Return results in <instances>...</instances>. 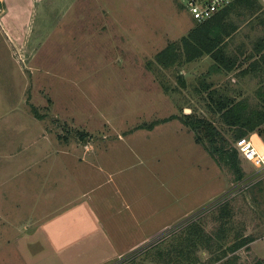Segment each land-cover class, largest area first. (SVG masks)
<instances>
[{"label":"rangeland","instance_id":"obj_1","mask_svg":"<svg viewBox=\"0 0 264 264\" xmlns=\"http://www.w3.org/2000/svg\"><path fill=\"white\" fill-rule=\"evenodd\" d=\"M231 18L226 49L239 67L205 55L165 68L156 54L199 22L181 0H0V264L264 261V168L239 152V179L178 118L136 128L190 114L215 126L218 146L238 148L201 83L264 108V65L242 73L264 5ZM252 134L264 146V126ZM78 195L83 219L68 214Z\"/></svg>","mask_w":264,"mask_h":264},{"label":"trees","instance_id":"obj_2","mask_svg":"<svg viewBox=\"0 0 264 264\" xmlns=\"http://www.w3.org/2000/svg\"><path fill=\"white\" fill-rule=\"evenodd\" d=\"M241 2L251 10L260 7L257 0H242ZM229 12V7H227L213 18L198 22L188 36L182 37L180 43L173 41L157 53V63L160 66L169 68L178 64L182 59L186 62H192L205 55H210L214 59L216 65L227 71H232L240 66V59L237 56L228 54L224 47L225 38L230 36L237 28L235 24H231L227 20ZM256 49L259 52L263 51L261 60H264V38L257 41ZM251 57H253V54L250 55V58ZM256 62L257 61L254 63ZM252 65L253 64H250L247 68L242 69V73L248 71L249 67L252 68ZM180 77L182 78V75H180ZM181 81L183 82V79H181ZM201 84L208 92L207 97L210 99L213 110L218 113L223 122L233 130L236 141L248 136L252 132H261V128L264 126V108H249L245 101L235 100L228 96V94L219 92L217 88L210 89V84H207L205 81H202ZM35 113L37 117L44 118V115L38 113L37 110ZM187 115L186 117H181L173 114L169 117L157 119L150 124H141L136 128L147 127L152 129L158 123L178 118L185 125L198 132L205 131V138L208 139L210 143V147H208L209 152L214 157L216 153L223 155L226 161L236 170L239 179H242L244 175L242 170L238 167V149L232 148L230 150V148L226 149L225 145L218 146L220 135L215 126L205 118H192L190 114ZM81 136H84V132L81 133ZM198 141H201V136H198ZM225 213H228V211H224V214ZM252 241V237H243L236 240L229 247V250L235 253L237 250L248 246ZM231 257L232 258L228 257L225 263L237 264L238 257ZM255 264H264V261L258 260Z\"/></svg>","mask_w":264,"mask_h":264},{"label":"built area","instance_id":"obj_3","mask_svg":"<svg viewBox=\"0 0 264 264\" xmlns=\"http://www.w3.org/2000/svg\"><path fill=\"white\" fill-rule=\"evenodd\" d=\"M199 22L213 18L237 0H181ZM250 135V134H249ZM239 140L238 152L257 168H264V147L254 141V134Z\"/></svg>","mask_w":264,"mask_h":264},{"label":"crops","instance_id":"obj_4","mask_svg":"<svg viewBox=\"0 0 264 264\" xmlns=\"http://www.w3.org/2000/svg\"><path fill=\"white\" fill-rule=\"evenodd\" d=\"M242 1V0H241ZM241 1H236L234 4H232L231 5V7L229 6V10H230V12H229V15H228V21L231 23V24H235L236 26H237V28L233 31V32H235L237 29H238V25L236 24V23H234L233 21H232V15H233V13H234V11L237 9V8H246V9H249V10H251L250 8H248L247 6H245ZM258 1V3L260 4V7H261V5H264V2L263 1H261V0H257ZM259 7V8H260ZM258 9V8H257ZM257 9H255V10H257ZM253 10V9H252ZM232 32V33H233ZM232 35V34H231ZM230 35V36H231ZM230 36H227L226 38H225V42H224V47H225V50L227 51V49H226V41H227V38H229ZM264 38V36L262 37V38H260V39H263ZM258 41V40H257ZM257 41H256V43H255V45H254V47H253V52L252 53H250L248 56H246V59L247 60H250V61H252V62H250V64H253L252 65V68L251 67H249V70L248 71H246L245 73H250V72H258L259 70H260V68H261V66H263L264 65V60H261V55H262V53H263V51H257V49H256V44H257ZM227 53L228 54H230L228 51H227ZM253 54V57H251L250 58V55H252ZM257 54H259V56H257ZM230 55H232V54H230ZM234 56V55H233ZM236 56V55H235ZM238 57V56H237ZM255 57H257V58H255ZM239 58V57H238ZM240 59V58H239ZM255 61H257L256 63H254ZM240 63H241V60L239 61ZM250 64L248 65V66H250ZM248 66H246L245 68H247ZM239 67V66H238ZM224 69V68H223ZM244 69V68H243ZM227 71V70H226ZM230 72V71H229ZM255 135V134H254ZM259 137H260V135H258ZM263 140V139H262ZM255 141V140H254ZM263 143H264V140L262 141ZM86 148H87V150L90 148V146L88 145V146H86ZM65 153L66 152H68V151H64ZM68 154H69V152H68ZM81 161H84V162H88L87 160H86V157H85V155L81 158ZM87 179H89V178H87ZM82 181H86V182H90V184H91V182H92V180H86V178H83V180ZM60 183H63L64 185H63V187H62V189H67L68 191H73V189H75V187H76V185H72V184H70V182H71V180H61V181H59ZM90 191H88V193H89ZM86 193L87 192H83L82 193V196H84L85 197V195H86ZM84 197H82V198H84ZM76 198H77V201H75V202H73L72 200H70L69 202H71V204H69L68 206H73V205H75L74 207H71L70 209H69V211H68V214L69 215H78L79 214V218L81 219H83V217H84V214H83V212H82V210L80 209V205L81 204H78V202L82 199H80V196L78 195V196H76ZM73 202V203H72ZM67 206V207H68ZM60 211H61V209H60ZM61 216H63V213L61 212ZM75 220H77V219H75ZM64 222L66 223V220H64ZM74 225H77V222H75V224ZM154 234H151V235H146V237L144 238V239H141V240H139L135 245H133V246H131L130 248H129V250L130 249H132V248H134V247H136V246H138V245H140V244H142V243H144L145 241H147L148 239H150L152 236H153ZM124 252H122L121 254H123ZM120 254V255H121Z\"/></svg>","mask_w":264,"mask_h":264},{"label":"bare ground","instance_id":"obj_5","mask_svg":"<svg viewBox=\"0 0 264 264\" xmlns=\"http://www.w3.org/2000/svg\"><path fill=\"white\" fill-rule=\"evenodd\" d=\"M261 138V137H260ZM263 143V142H262ZM264 144V143H263ZM260 147H264V146H260Z\"/></svg>","mask_w":264,"mask_h":264}]
</instances>
